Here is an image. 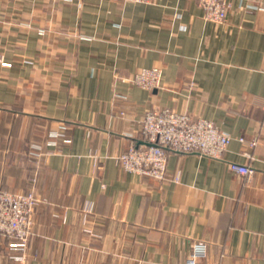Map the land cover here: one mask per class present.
Returning a JSON list of instances; mask_svg holds the SVG:
<instances>
[{
    "label": "crops",
    "instance_id": "1",
    "mask_svg": "<svg viewBox=\"0 0 264 264\" xmlns=\"http://www.w3.org/2000/svg\"><path fill=\"white\" fill-rule=\"evenodd\" d=\"M152 66L160 86L130 82ZM153 108L232 141L169 152L162 180L126 172ZM32 186L26 261L0 233V264H186L197 239L206 264H264V0H228L223 22L199 0H0V190Z\"/></svg>",
    "mask_w": 264,
    "mask_h": 264
},
{
    "label": "built area",
    "instance_id": "2",
    "mask_svg": "<svg viewBox=\"0 0 264 264\" xmlns=\"http://www.w3.org/2000/svg\"><path fill=\"white\" fill-rule=\"evenodd\" d=\"M130 2H148L150 0H121ZM204 10V18L214 22H223L227 18L228 0H199ZM2 64L10 63L2 60ZM163 69L159 66L142 68L130 79L136 86L152 89L161 85ZM143 133L147 142L133 143L129 150L119 155L124 171L139 175H148L162 180L165 177L169 152L198 153L211 158H222L232 137L223 132L212 120L196 117L187 112H177L169 108H153L143 118ZM241 142H246L240 136ZM251 146L256 140L249 141ZM39 149L40 146L34 145ZM229 168L245 175L247 180L255 169L238 162L229 163ZM35 181H33L34 185ZM40 202L35 187L29 191L11 192L0 190V233L12 237L13 247L21 253L16 257L26 261L27 250L33 233L34 214ZM208 244L197 239L192 243V251L186 264H206Z\"/></svg>",
    "mask_w": 264,
    "mask_h": 264
},
{
    "label": "trees",
    "instance_id": "3",
    "mask_svg": "<svg viewBox=\"0 0 264 264\" xmlns=\"http://www.w3.org/2000/svg\"><path fill=\"white\" fill-rule=\"evenodd\" d=\"M2 234V233H1Z\"/></svg>",
    "mask_w": 264,
    "mask_h": 264
}]
</instances>
